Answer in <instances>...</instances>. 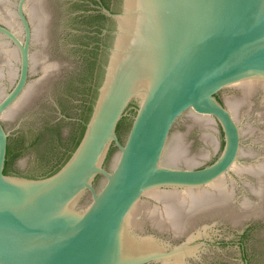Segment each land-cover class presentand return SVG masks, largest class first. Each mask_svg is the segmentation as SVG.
Instances as JSON below:
<instances>
[{
    "label": "water",
    "instance_id": "1",
    "mask_svg": "<svg viewBox=\"0 0 264 264\" xmlns=\"http://www.w3.org/2000/svg\"><path fill=\"white\" fill-rule=\"evenodd\" d=\"M0 207L264 264V0H0Z\"/></svg>",
    "mask_w": 264,
    "mask_h": 264
},
{
    "label": "trees",
    "instance_id": "2",
    "mask_svg": "<svg viewBox=\"0 0 264 264\" xmlns=\"http://www.w3.org/2000/svg\"><path fill=\"white\" fill-rule=\"evenodd\" d=\"M98 86H99V84H98ZM90 110H91V107H90ZM87 122V119H86V121L84 122V125L82 126V132H81V135H80V137L78 138V140H77V142H76V144H75V146H74V148L76 147V145L78 144V142H79V140H80V138H81V136H82V134H83V131H84V127H85V123ZM7 156H8V151L6 150V159H5V164H4V170H3V172L5 173V174H8V171H7V169H6V167H7ZM69 157V155L67 156V158ZM66 158V159H67ZM66 159L56 168V169H54L53 171H51L50 173H47V174H45V175H42V176H47V175H49V174H51V173H53L54 171H56L65 161H66ZM41 177V176H40Z\"/></svg>",
    "mask_w": 264,
    "mask_h": 264
}]
</instances>
